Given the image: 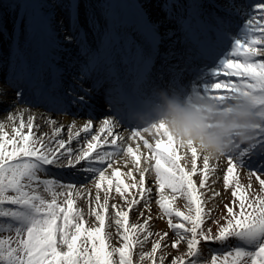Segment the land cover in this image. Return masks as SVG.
Returning <instances> with one entry per match:
<instances>
[{
	"label": "snow or ice",
	"instance_id": "1",
	"mask_svg": "<svg viewBox=\"0 0 264 264\" xmlns=\"http://www.w3.org/2000/svg\"><path fill=\"white\" fill-rule=\"evenodd\" d=\"M241 9L246 16L244 24L250 39H237L232 55L243 56V61L223 59L213 75L217 78L223 75L226 79L222 82L205 81L194 89L222 103L246 100L256 110L258 122L253 126L250 138L246 141L235 139L233 147L224 153L227 167L223 183L226 189L234 187L233 203L238 202L239 212L226 205L229 217L226 223L219 224L215 233L211 228L203 227L204 218L209 213L203 208L204 193L200 189L208 187L210 172L215 169H210L209 158L204 156L202 179L197 185L193 175L197 172L198 149L177 143L166 132V126L161 124L160 129L167 135V142L157 140L153 149L158 204L168 218L169 227L178 237L172 242V248L178 249L181 242L187 244V253L175 257L171 264H198L197 260L186 261L185 256L197 257L201 243L217 244L224 249L221 255L212 256L210 264H264V195L255 194L249 199L238 182L233 185L234 170L247 167L251 177L259 181L260 192L264 193V178H261L264 176V0L251 4L247 11L243 7ZM231 77H248L252 82L232 83L228 79ZM221 89L228 92L222 94ZM4 94L0 89V95ZM20 95L17 92V96ZM33 123L34 118L27 124L21 119L19 127L14 128L11 134L0 124V233L7 231L15 234L14 239L11 235L0 236V264H134L135 248H142L153 236L157 238L152 241L151 251H141L136 264H143L145 260L151 264H164L163 256L158 257L157 252L167 246L164 242L168 239V233H153L149 228L152 217L149 215L145 218L144 211L140 212L143 224L129 223L130 212L141 201L144 208L150 211L152 189L145 186V173L149 169L140 167V157L135 156L139 181L133 178L134 182L128 184L120 179L119 169L112 172V176L118 180L115 192L127 205L126 208L116 204L111 206L121 241L120 247H112L107 243L111 235L105 229L113 188V180L106 172L113 167V153L98 150L101 147L99 136L88 140L86 147H71L72 141L80 138L81 132L88 133L94 127L92 120L85 122L80 131L70 133L67 141L57 140L55 148L46 144L42 137H35ZM103 125L102 132L114 135L112 121L105 120ZM25 127L28 128L27 134L22 131ZM62 130L63 127L58 128L57 134ZM111 144L117 145L116 139H112ZM148 147L152 148V145ZM178 148H184L185 154L190 151V170H185L180 164ZM127 151L133 153L131 147ZM41 172L51 178L41 179ZM80 176L96 179L95 206L90 208L96 226L86 227L82 210L74 207L75 197L85 195L77 190L73 182ZM56 188L64 191L57 192ZM101 189L104 190L103 200ZM130 189H135V194ZM166 189L173 194L186 196L189 205L195 206L194 214L191 207L187 214L174 208L175 195H166ZM46 194H50L51 199H47ZM211 195L216 198L220 194L212 191ZM61 196L64 197L63 203H58ZM237 197L238 201L235 199ZM89 200L91 202L90 194ZM173 217L179 220L173 222Z\"/></svg>",
	"mask_w": 264,
	"mask_h": 264
},
{
	"label": "rangeland",
	"instance_id": "2",
	"mask_svg": "<svg viewBox=\"0 0 264 264\" xmlns=\"http://www.w3.org/2000/svg\"><path fill=\"white\" fill-rule=\"evenodd\" d=\"M193 2L194 9L191 7H186V4L180 0H170L169 3L166 0H12L10 3L0 5V27H4L5 30L0 29V61H6V64H10V59L15 58L16 60H21V66L23 65V60H25L29 65H34V61L37 59H47L51 63V67L57 72H64L60 76L67 80L63 82H71L77 84V86L83 85L85 89H90L86 85V80L83 78L81 82L77 80L76 75L78 70L82 69V65L77 62L76 56H79L78 47L82 46L80 43H74L75 37L79 40L86 36H90V39L96 42V35L103 34L105 32V37L109 43H113L112 36L113 33L116 34L118 32H134V23H139V20H145L153 25L156 29L154 31V36L157 37V40H165V38H159L160 35H165L167 38L174 37L177 35L181 40L190 41L189 31L198 34V37H201L200 31L202 30L201 22H203V16L199 15L197 10H200L201 7L206 8V10L213 13L210 16H213V20L210 17L204 23L211 26H216V29L206 30V36L216 42H220L222 38L228 35V29L233 26L234 23L243 22L246 18L245 13L242 11L241 7L245 11H247L248 6L251 4L258 3L259 0H191ZM74 4L75 11L77 14H73L68 12L71 9L70 4ZM241 6V7H240ZM78 10L80 13H78ZM190 12V19H186V12ZM228 13H232V16L226 17ZM218 15V18H214ZM197 17L196 20L194 17ZM217 20L224 22L223 28L216 23ZM180 22V23H179ZM216 23V24H215ZM186 28L185 31L180 30L179 28ZM132 25V26H131ZM89 27H92L89 30ZM243 29L240 32H236V39H250L249 33L246 31V25L242 23ZM104 30V31H101ZM88 33L86 36L85 33ZM96 35H93V34ZM172 34L171 36H168ZM82 35V37H80ZM139 35V34H137ZM71 38V39H70ZM89 44V47H94L93 44L90 43L86 39ZM141 42V41H140ZM235 43V42H234ZM234 44L230 47L231 55L229 57H223V59H239L243 61L244 57H233L232 50L234 48ZM87 47V46H85ZM99 48V47H98ZM95 51V48L93 49ZM217 53V50H214ZM88 53V52H85ZM87 55V54H85ZM60 57L61 62H59L55 57ZM54 58V59H50ZM86 62H89L86 56H84ZM259 59V58H257ZM45 62V64L48 63ZM63 66H68L69 71H66L62 68ZM71 63V64H66ZM133 67L136 68L135 63ZM141 65H138L140 68ZM218 67V66H217ZM215 67V69H217ZM67 68V67H66ZM213 68L207 72V74L211 73ZM214 74V73H213ZM226 79L225 76L216 77L212 82H222ZM232 83L239 84L241 81H246L251 83L252 81L248 77H231L228 78ZM210 82V81H208ZM97 88V87H96ZM95 90V89H93ZM195 94L199 95L203 98V102L199 99L198 108L196 112L200 113L207 117L206 127L209 132L215 131L219 127V123L221 120H229L228 117L234 118L237 115V110L243 106L244 100L239 101H231L228 103H220V101L210 98L208 95L195 91ZM220 92L222 94H226L228 92L227 89H221ZM216 94V93H213ZM209 97V98H208ZM211 100V103L208 101ZM23 104V103H20ZM30 105V104H29ZM31 108H38L39 106L30 105ZM29 107V106H28ZM2 106L0 111H5L7 109ZM215 112V113H214ZM54 114H62L68 115L70 118L76 117L73 114H66L62 112H53ZM213 116V117H212ZM33 117V116H31ZM30 117V118H31ZM26 121L27 122L29 121ZM163 124L166 126V132L170 134V136H174L177 143H182V141L188 139L184 137H179L175 134L172 127L164 121H160L158 123H154L146 129H141L138 131H134L133 133H129L127 136L123 135L124 141L118 143V147H108V149H117L124 147V142L127 141L133 147V153L122 152L121 150L116 151L118 159L123 158L120 164L116 163L117 166L122 167L126 173H133L137 176H127L128 180H140V175L136 171V165L134 164V169L126 167L124 168V159L127 157L126 154L133 157H140V167L144 166L148 167L149 176H145V182L148 180L151 182V187L157 190L155 195L151 196L150 203V211L144 208V210L130 212V224H143V219L140 217V212L144 211V217L151 215L152 220L150 221L149 228L153 233L163 234L164 232L168 233V239L164 242L167 246L163 247L162 250H158L157 256H163L164 264H171L172 260L177 257L187 253V244L185 242H181L179 244L178 249L172 248V242L176 240L178 237L173 233L171 228L167 223V216L163 213V210L160 209L158 204V188L155 182V153L153 149L155 148L156 141L162 140L167 142V135L164 133L163 129H160V125ZM62 127V126H60ZM14 128H18L17 126ZM42 126L38 123H33L32 131L35 136H38ZM71 123L67 124L64 132L52 133L50 132L47 138L51 139L56 138L57 140L63 138L64 140L68 137L67 131L70 133L76 132L75 130L70 131ZM216 128V129H215ZM58 128H56L57 130ZM64 129V126H63ZM126 131H132L123 127ZM215 129V130H214ZM24 134L28 133V128L22 130ZM37 131V132H36ZM139 132L140 135H134V133ZM155 132V133H154ZM149 133L158 134L153 140L149 139L153 142V147L149 148V143H145L147 138L145 135ZM240 139L239 134H234L230 150L233 147V141L235 139ZM56 139L53 144L56 143ZM122 138H118L117 142H119ZM51 141V140H50ZM242 141V140H241ZM46 144H49L47 141H44ZM51 146V145H50ZM188 146L193 145V140L188 142ZM196 147V146H195ZM142 148V149H140ZM145 150V152H143ZM181 149L178 150V154H181ZM186 153V151H185ZM125 156V157H124ZM206 156L202 152L198 153L196 158V167L197 172L193 175V180L197 185L200 184L202 179V168H203V157ZM185 158L188 160L189 165L182 164L185 170H190L192 167L191 153L187 151V156ZM154 163L153 166H150ZM210 169H215L213 172H210L208 187L205 189H200L201 192L204 193L203 196V208L206 212L209 213L206 216L204 228H211L212 232L215 233L219 224L226 223V218L228 217V213L226 210V205L233 207L235 212H239V205L237 203H233L232 191L234 187L225 188L223 183V176L227 167V156L224 155L218 159H209ZM116 167V166H115ZM119 169L120 168H113ZM111 170V171H112ZM111 171L107 172V176L111 173ZM233 185H236L238 182V186L241 188V191L245 194L249 199L252 198L255 194L264 195V193L260 192L259 181L254 177H251L249 169L247 167H237L233 173ZM134 178V179H133ZM261 178H264L262 176ZM84 179V178H83ZM95 179V178H92ZM91 179L88 181L80 182L81 185L89 183ZM125 183H130L125 180ZM249 184L251 187L249 188ZM155 185V187H154ZM212 191L219 193L220 195L216 198H212ZM165 194L168 196L175 195V200L173 201V207L185 212L186 214L189 212V207L192 208L194 214V205H189V202L186 196L181 195L179 193L173 194L170 189L165 190ZM101 198H104V192L101 193ZM238 201V197L235 198ZM112 203L116 205L123 206V202L121 203L117 197H113L110 195L109 198V211H108V219L106 221V232L111 235V239L107 241L112 247H120L121 241L118 236L117 229L114 223V211L112 209ZM95 206V200L93 201V206ZM7 207V205L5 206ZM91 215V214H90ZM179 218L173 217V222H177ZM86 227L96 226V222L94 221V217L91 215L90 219H86ZM6 227V225H5ZM116 229V233L114 232ZM11 235L13 239L15 238L14 232H2L0 236H8ZM157 237L153 236L150 238L148 242H145L143 247L137 246L134 250L133 259L134 264L139 260V253L149 252L152 248V241H154ZM234 243V241H233ZM224 251L217 244H208L201 243L199 245V255L197 257H188L185 256V260H197L198 264H210L211 258L213 255H221ZM118 257H114L117 259ZM143 264H151L150 261L145 260Z\"/></svg>",
	"mask_w": 264,
	"mask_h": 264
},
{
	"label": "bare ground",
	"instance_id": "3",
	"mask_svg": "<svg viewBox=\"0 0 264 264\" xmlns=\"http://www.w3.org/2000/svg\"><path fill=\"white\" fill-rule=\"evenodd\" d=\"M70 6H71V9L68 10V12H71L73 14H77V12L75 11V8H74L75 7L74 4L72 3V4H70ZM78 13H80L79 10H78ZM142 28H143V26L141 25V29ZM91 29H92V27H89V30H91ZM87 34L88 33L86 32L84 36H86ZM93 35H96V34L94 33ZM84 39L85 40L87 39L88 41H90V43L93 44V46H94V47L90 46L88 48L94 49L95 47H97L98 43H95L93 40H91L90 36H86V37H84ZM73 42L74 43L75 42L79 43L78 40H75ZM178 55H182L183 57H186L183 54H178ZM55 58L58 61L60 60V58L58 56L55 57ZM50 59H54V58H50ZM66 64L68 65V64H71V63H66ZM66 67L63 66V63H62V68L65 69L66 71H69L68 66H66ZM139 77H142L145 80L144 75H141ZM50 78H51V76L48 75L47 79L49 81L52 82V81H56L57 80V77H53L52 79H50ZM12 87L13 88H10L7 84L4 83V81L0 80V89H2L4 91V93H5L4 95H0V108L2 106H4L5 108H2L1 110L7 109V110H5L3 112L0 111V124L4 125V129L6 131H8L11 134L13 132L14 127H16V126L19 127L21 119H23L25 121V120L34 118V122L38 123V124H40L42 126V128H40V131H39L37 137H42L44 139V138L48 137L50 132L57 133L56 132V128H61L60 126H62V127L64 126V129L61 131V133H62V132L65 131L66 125L71 123V128H69V130L70 131L75 130L77 132V131H80V129L82 128V126H83V124L85 122H87L88 120H92L94 127L88 133L81 132L80 138L73 140L72 143H71V147H73L74 149H77V148H80V147H86V142L88 140H91L93 137L99 136L101 139L99 140L98 143L101 145V147L98 150L102 151V152L103 151H109V152L113 153V155H112V160L114 161L113 167L110 168V169H107V172L111 171L113 168H120V172H121L120 179H124V181L126 180V181L130 182L129 184L134 182V180H128V177H127L128 173H126L125 170L122 167H119L116 164V163L120 164L121 160H123V158L118 159V157H117L118 155L116 154L117 153L116 151L121 150V153L124 152V151L127 152V149L129 147H131L132 150H133V147L130 144H128L127 141H125L124 142V147H122V148H117V149H114V150L108 149V147H113L114 146V145L111 144L112 139H116V141H117L118 138H122L119 142H117V145H118V143L123 142L124 139H125V138H123L124 132H122L121 129H120V126H122L121 125V121H115L111 117H108V118L102 117V118H97V119H91V118L87 117L83 113L77 115V111H74V112L76 113V115L78 117L76 116V117L70 118L68 115H63L62 116V114H60V115L57 114V113L54 114L53 112L47 111V110H45L43 108H40V109L31 108V106L29 104H20V96H17V92L22 93L23 91H25L26 84H24V85H22L20 87H15V86L12 85ZM96 97H98V96L96 95ZM96 103H99V102L96 101ZM130 114L131 113H128V116ZM31 116H33V117H31ZM83 116H86V117L84 118ZM105 120H109V121L113 122L112 132L114 133V135H108L105 132L101 131V127H104L103 122ZM25 123H26V121H25ZM73 133H75V132H73ZM154 133H149V134L145 135V137L147 138V140H145V141H147V143H149V145H152V147H153L154 144L149 139L153 140L158 135V134H154ZM69 134H70V132L67 131V136L68 137L65 139L66 141L69 139ZM34 135H36V134H34ZM172 137H174V136H172ZM55 139L56 138L44 139V141H47L51 145V147L55 148L56 147V143L53 144ZM61 139H63V138H61ZM56 141H57V139H56ZM105 141H107V143H105ZM189 141H191V139H189L188 142ZM188 142L186 140H184V141H182L181 144L184 147H189L188 146ZM117 145H115V146L118 147ZM193 145L196 146V148L198 149V153H200L201 151H199L198 145L194 141H193ZM140 149H142V148H140ZM179 149H181V151H182L181 154H180V156H181L180 164L181 165L182 164L189 165L188 160L185 158V155L187 156V154H185L186 150L184 148H178V150ZM143 152H145V150ZM125 156L127 158L124 159V163H123L124 164L123 165L124 168L129 166V168H131L133 170L134 169V164H135V159L133 157L127 155V154ZM153 165H154V163H152L150 166H153ZM144 167H146V166H144ZM107 172H106V175H107ZM112 172H113V170L111 171V173L108 176L109 178H111L113 180V188H112V191H111L110 195H112V198L113 197L114 198L117 197L121 203L123 202V204H124L123 207L126 208L127 205L125 204L123 198L118 193L115 192V186L118 183V180H117V178L112 176ZM149 173L150 172H146L145 176L146 177H151V176H149ZM132 174H133V176H137L135 174V172H133ZM39 175H40L41 179H49V178H51L50 176L46 175L43 172H41ZM83 178H84L83 176H80L77 180L73 181L74 183H76L77 190L85 193V195H83V196H76L75 197L76 204H75L74 207H78L79 209L82 210V212L84 214V220H85V218L86 219L87 218L90 219V217H91L90 208H92V206H93V201H94V197H95L97 189L95 187L96 179H91L89 183L81 185L80 182H84V181H88L89 180V179H86V178L83 179ZM135 181H139L138 177H137V180H135ZM106 186L107 185H106V182H105V187ZM145 186L152 189V195L156 194L157 190L155 188L153 189L151 187V182L150 181L147 180L145 182ZM154 187H155V185H154ZM55 190L57 192H63L64 191L63 189H60V188H56ZM100 191H101V193L104 192L103 189H101ZM130 192L135 194L136 190L135 189H130ZM89 194L91 196V202L89 200ZM46 198L47 199H51V195L50 194H46ZM63 200H64L63 196L59 197L58 198V203H63ZM150 203H151V201H150ZM140 210H144L143 201H141V204L138 205L136 208H134L131 212L140 211ZM58 223H59V221H58ZM114 232L116 233V229H114Z\"/></svg>",
	"mask_w": 264,
	"mask_h": 264
},
{
	"label": "clouds",
	"instance_id": "4",
	"mask_svg": "<svg viewBox=\"0 0 264 264\" xmlns=\"http://www.w3.org/2000/svg\"><path fill=\"white\" fill-rule=\"evenodd\" d=\"M237 115L229 120H221L217 130L209 132L206 127L207 117L178 104L170 107L164 117L179 137L192 139L209 159H218L231 147L234 134H239L246 141L253 133V126L258 122L253 105L244 100Z\"/></svg>",
	"mask_w": 264,
	"mask_h": 264
},
{
	"label": "trees",
	"instance_id": "5",
	"mask_svg": "<svg viewBox=\"0 0 264 264\" xmlns=\"http://www.w3.org/2000/svg\"><path fill=\"white\" fill-rule=\"evenodd\" d=\"M7 0H0V5L6 3ZM5 237V236H4Z\"/></svg>",
	"mask_w": 264,
	"mask_h": 264
}]
</instances>
